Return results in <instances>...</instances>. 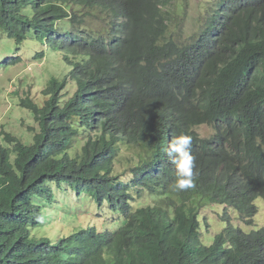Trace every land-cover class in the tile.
<instances>
[{
    "label": "clouds",
    "instance_id": "9594fccd",
    "mask_svg": "<svg viewBox=\"0 0 264 264\" xmlns=\"http://www.w3.org/2000/svg\"><path fill=\"white\" fill-rule=\"evenodd\" d=\"M15 2L19 3L18 0ZM97 2L100 0H56V3L68 13L65 19L57 23L68 26L63 30L64 32L72 30L75 24L81 27V30L101 35L103 31L97 34L91 30V27L85 29L76 23V20L87 11L86 7ZM69 4L74 7L76 17L71 7H68ZM19 6L15 5V7ZM22 6L23 14L26 16L31 7L26 4ZM157 7L161 9L162 16H156L154 19L153 43L160 48L155 60L156 73L152 80L147 81L140 88L141 97L147 107L141 116L132 117L133 123H128L126 120L128 115L117 108V103L111 101L112 98L117 100L118 90L125 83L121 82L118 76L111 74L81 73L77 70L75 61L65 62L67 72L58 68L60 72L57 75L48 76L45 86L40 91L42 101L35 99L33 101L40 106L43 105L49 98L44 92L52 81H57L62 86V90L67 89L71 92V96L63 97L66 100L84 87L87 91L85 97L72 104L78 106L80 103H85L89 108L88 124L106 123L107 129L104 134L100 125L89 130L82 128L76 137L69 140L72 145L68 151L70 154L82 153L84 148L86 151L89 148L95 149L96 153L93 155L111 163L112 171L109 178L131 183L129 191L131 190L132 194L140 190V187L135 188L133 183V170L137 169L145 175L139 170L142 167L143 171L151 175L175 174L170 188L176 192L192 189L196 182L206 184L203 187L199 186L203 190V197L189 198L186 201L189 203L185 213L193 209L196 199H199L196 213L199 214L200 233L198 239L190 241L188 245L191 251L197 252L194 261L201 262L200 255L207 253L205 250L215 244L214 237L227 231L223 250L235 253L244 244L250 245V250L234 256L235 261L231 264H264V226L249 231L242 228L253 225L255 221L264 224V217L257 203V199L264 198V93L255 99V105L260 110L255 115L257 120L247 122L237 120V115L231 113L213 111L209 108L200 109L197 103L185 102L187 96L185 86L201 67V63L206 60L228 64L238 60L242 66L235 70L231 86L240 91L256 87L264 89V62L257 60L246 51L248 41H260L264 35V0H200L195 14L183 9L179 0H168ZM179 8H182L181 12L178 11ZM124 10L125 3L122 0H113V10L109 12L112 16L108 18L115 19L119 23L123 20ZM84 25L87 26V23ZM2 35L12 40L16 47L38 44L39 52H43V57L36 59L37 52L33 56L36 60L42 61L46 58L47 51L55 54L57 58L61 57L48 43L26 40L16 45L15 41L8 38L0 29V36ZM16 58L20 57L4 56L0 59V69L14 66L21 61L20 58L18 62H8L7 66H2L3 61ZM57 64L63 65L62 61ZM65 75L68 78L66 81H64ZM52 78L54 79L51 80ZM29 98L32 100L31 97ZM193 109L196 113L191 115ZM70 112L71 117L64 123L77 124L83 110L80 109L79 113ZM203 126L208 128L207 133L199 131ZM261 128L263 132L259 134L258 130ZM0 130L9 133L1 128ZM33 131L32 143L39 128ZM81 136L83 138H80ZM13 137L23 142L18 137ZM102 137H105L106 141L114 138V150L104 145ZM127 137H130L133 143H125L123 139ZM0 138V144L4 146L13 144L8 142L2 133ZM123 146L134 147L140 156L138 164H134L127 172L131 176L128 181L121 180V176L114 173V163ZM14 158L15 156L12 155V159ZM50 172L51 170L41 169L37 175L24 178L29 181L26 186L10 184L0 187V204L3 202L2 194L9 190L18 194L19 203L26 202L25 199L28 200L30 197L33 210H28L21 216L22 229L19 238L26 247L43 251L61 248L70 238L74 240L76 233L93 227L95 219L100 218L99 214L94 215L90 210L87 198L90 194L78 190L83 188L86 181L78 178L72 183L62 176H57L56 173H54L56 179H50ZM209 182L214 184L219 182L230 196L236 198L243 194L251 196L249 203L252 209L237 210L230 203H220L218 190L211 188ZM155 191H161L160 187H156ZM145 192L143 198H149V191L145 190ZM61 193H66L67 198L62 197ZM92 200L98 209L106 204L98 205L93 198ZM132 202L134 203V199ZM16 205L17 203H14L13 207ZM46 205H49L50 211L46 210ZM218 206H221V213H218L221 228L213 235L207 231L208 224L201 217V212L206 207ZM150 208H153V213L158 215L161 221L157 227L160 229L158 235H172L179 223L180 214L177 207L151 205ZM157 210L161 212L157 213ZM81 215H85L87 220L78 223L77 226L63 224L64 220L78 218ZM93 215L94 219H92ZM102 221L101 228L107 227L109 220L102 219ZM229 260L227 259V262Z\"/></svg>",
    "mask_w": 264,
    "mask_h": 264
},
{
    "label": "trees",
    "instance_id": "16d2710c",
    "mask_svg": "<svg viewBox=\"0 0 264 264\" xmlns=\"http://www.w3.org/2000/svg\"><path fill=\"white\" fill-rule=\"evenodd\" d=\"M122 1L125 3V10L122 13L123 20L119 23L108 18L112 16L109 12L113 10V0L89 4L87 11L76 20L85 29L91 27L90 24L84 25L86 19L101 21V35L81 30L75 24L72 30L64 32L68 26L57 22L65 19L68 13L56 0H18L19 3L15 0H0V29L16 45L26 40L52 45L61 55V61H75L74 64L81 73L118 76L125 84L118 90L117 100L112 98L111 101L117 103V108L128 115V123H133L132 117L141 116L147 107L140 88L152 80L156 73L155 60L160 48L153 43L154 19L162 16V11L157 6L168 0ZM16 4L20 6L15 7ZM24 4L31 7L26 16L23 14ZM71 10L76 17L74 7ZM246 51L264 62V35L260 41H248ZM42 57L43 52L36 54V59ZM18 61L20 58L6 60L2 62V66ZM241 66L242 63L238 60L231 64L215 60L202 62L185 86V102L197 103L200 109L209 108L237 115L236 119L239 121L257 120L255 115L260 110L255 105V99L263 95L264 89L256 87L240 91L232 87L235 70ZM86 92L81 87L73 97L66 100L63 97L71 96V92L62 90L57 81H52L44 92L49 98L42 106L29 97L20 99L19 105L28 109L38 122L39 132L34 135L33 143H23L17 141L11 133L0 130V135L2 133L8 142L13 143L9 146L0 144V187L10 184L26 186L29 181L24 178L37 175L41 169H48L51 170L50 179H56V173L72 183L78 178L86 181L83 188L78 190L86 191L98 205L108 204L111 207L109 211L117 214L118 218L108 221L110 224H106L107 227L92 225L93 227L76 233L74 240L70 238L59 249L43 251L28 248L19 238L22 229L20 219L24 212L33 210V206L30 197L25 199L27 204L19 203L18 194L9 190L2 194L3 202L0 204V264H231L235 261L234 256L250 250L248 243L239 247L235 253L223 250L226 231L214 237L215 244L205 250L207 253L200 255L201 262L194 261L197 252L191 251L188 245L190 241H196L200 233L199 214L196 213L199 199H196L195 207L187 213L185 211L189 202L186 201L189 198L203 197L200 187L206 184L196 182L194 188L176 192L170 188L175 174L151 175L143 171L142 167L139 170L145 175L137 169L133 170L135 188L140 187L136 193L143 199L135 204L132 202V191H129L131 183L109 178L111 163L93 155L96 153L95 149L89 148L86 151L84 148L82 153L70 154L68 151L72 145L69 140L76 137L82 128L89 130L100 125L104 134L107 129L106 123L88 124L89 108L85 103L78 106L72 104L85 97ZM80 109L83 113L77 124L64 123L71 117L70 111L79 113ZM194 113L195 109L191 115ZM262 132L263 128L258 130L259 134ZM102 140L104 145L114 150V138L106 141L102 137ZM123 141L133 143L130 137ZM12 155L15 156L14 159ZM209 185L215 191L218 190L220 203H230L237 210L252 209L249 203L251 196L243 194L236 198L224 191L219 182H209ZM156 187H160L161 191H155ZM145 190L149 191V198H143ZM14 203H17L15 207ZM151 205L177 207L179 223L172 235H158L160 229L157 227L161 221L153 213ZM160 212L157 210V213ZM227 259L230 260L227 262Z\"/></svg>",
    "mask_w": 264,
    "mask_h": 264
},
{
    "label": "rangeland",
    "instance_id": "374dc122",
    "mask_svg": "<svg viewBox=\"0 0 264 264\" xmlns=\"http://www.w3.org/2000/svg\"><path fill=\"white\" fill-rule=\"evenodd\" d=\"M200 0H179L183 9L193 14L197 11V4ZM179 12L182 8H179ZM85 22L91 25L93 32L102 33L101 27L103 23L99 20L92 21L86 19ZM2 37V38H1ZM40 51V46L36 43L31 45H23L16 47L13 45V41L5 38L4 35L0 36V59L5 57L18 56L21 61L14 66H10L6 69H0V128L18 137L25 143H30L32 140L33 130L39 128L38 122L30 114V111L19 105L21 98L31 97L32 100L42 101L41 89L45 86L48 76L57 75L60 68L63 72H67L66 64L62 60L63 65L57 64L61 62L60 58L50 51L46 52V58L42 61L34 59V54ZM72 59V58H71ZM73 61V59H72ZM68 78L64 76V81ZM46 80V81H45ZM16 91V92H15ZM18 92V93H17ZM201 133H207L208 128L203 126L199 129ZM80 138H83L81 136ZM140 156L137 150L132 146H123L121 153L114 163V173L121 176V180L128 181L131 176L127 173L131 170L134 164H138ZM67 188V187H66ZM67 190H70L67 188ZM136 192V191H134ZM62 197H66V193L60 194ZM134 203H138L143 200L136 193H133ZM70 198V197H69ZM90 205V210L94 215L99 214V219H95L93 222L95 225L102 227V219L113 221L118 218V215L110 212L111 207L107 204H103L101 209H98L96 204L92 202L90 196L87 197ZM258 206L261 209V215L264 217V198L257 199ZM46 210L50 211L49 205H46ZM221 206L217 208L206 207L201 212V217L207 221V231L210 234H215L220 226ZM259 213V212H258ZM258 213L256 215H258ZM92 216L94 219L95 216ZM260 217V215L258 216ZM102 218V219H101ZM87 220L85 215H81L78 218H71L64 220V225L77 226L78 223ZM264 226L256 221L253 225L243 226L245 231H249L253 228Z\"/></svg>",
    "mask_w": 264,
    "mask_h": 264
}]
</instances>
